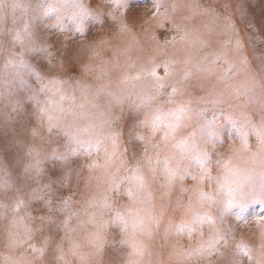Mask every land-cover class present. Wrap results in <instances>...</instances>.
<instances>
[{
  "label": "rangeland",
  "instance_id": "1",
  "mask_svg": "<svg viewBox=\"0 0 264 264\" xmlns=\"http://www.w3.org/2000/svg\"><path fill=\"white\" fill-rule=\"evenodd\" d=\"M79 2L92 14L83 15ZM174 2L125 0V5L118 7L112 0H0V248L13 244L9 235L12 232L27 239L32 245L29 249L32 255L33 248L42 250L34 264H110L115 249L125 253L121 258L124 264H128L129 259L135 260L136 264H145L146 260L155 261L157 258L163 262L168 259L169 253L174 255L175 264H206V261L212 260L224 264L225 254L232 253L237 241L258 244L257 225L250 222L236 229L227 248L221 247L223 256L217 253L189 259L177 252L178 242L190 248L199 239L207 238L213 231L209 225L203 228L202 237L197 233L189 240L186 236L172 233L167 242L161 236L154 249H148L145 237L139 230L134 234L133 228L129 227L124 232L112 222L117 211L128 216L125 206L131 199L125 192L127 181L113 182L114 169L105 163L103 151L97 156L96 148L86 144L87 147L78 149L77 155H61L68 153L70 147L64 131V118L57 108L61 92L65 97L73 93L87 96L93 104L103 105L114 79L135 72L125 70L122 65L134 61L142 32L162 48L171 46L174 32L165 39L159 36L161 31L167 30L168 18H164L162 28L155 23L154 14L159 16L164 7L171 8ZM182 2H198L235 18L247 49L253 54L250 59L255 80H250L245 74L235 75L227 82L218 81L215 77L199 79L209 88L215 84L224 91L223 102L217 108H213L212 104L197 103L193 96L185 93L186 98H192L194 110L207 109L204 119L215 121V134H210L213 130L204 125V119L196 116L185 121L176 130L175 136L168 140L164 139L166 129H163L159 137L160 148L148 154L151 162L145 159L139 164L144 187L138 194L148 198L157 214L162 205H167L166 214H171L172 209L177 208L179 211L173 222L180 221L179 212L186 213L190 200L193 210L201 209L195 196L197 189L215 193L219 180L225 178L222 164L231 160L235 173L227 177V182L235 187L233 181H241L236 191L247 207H233L219 226L235 227L231 217L241 212L249 221L254 217H264V204L252 199L261 192L264 156L251 127L264 123L261 119V114H264V75L259 71L260 50L264 48V0ZM49 6L52 11L43 14L42 10ZM182 10L184 16L191 15L185 8ZM207 19L194 17L186 23L191 29L193 26L199 27ZM81 21L83 31L78 32L75 25ZM90 26L100 28L97 38L88 41L86 33ZM74 38H79L83 46H72ZM211 40L212 47H201L198 42L187 43L189 57L196 62L202 60L215 47L216 37L212 36ZM73 63L79 64L81 72L79 76L69 78L66 71ZM37 73L41 77L39 80ZM158 73L163 75V69H158ZM48 80L63 81V88L60 91L55 88L42 91L41 82L47 83ZM196 80L191 82L195 83ZM235 88H240L242 94L235 95ZM245 91L247 94H243ZM228 96L231 99L225 103ZM62 107H70L66 99ZM170 107L165 105L163 110ZM42 108L48 109V114L42 113ZM228 113L236 118V125L224 120ZM49 116L55 118V127L50 128ZM245 117L250 121L245 129L249 147L242 150L238 128L245 123ZM193 133L194 143L207 149L211 161L212 179L199 185L191 178L199 173L194 159L182 155L174 147L177 140ZM78 158L85 163L72 167L71 161ZM165 158L173 166L189 173L183 183L177 182L170 190L162 187L164 173L155 163L157 159L162 161ZM93 162L96 166L90 167ZM182 188L188 190L181 191ZM203 210L213 215L220 214L219 205L214 203L203 205ZM121 239L142 240L146 247L143 257H129L132 249L122 245ZM101 241L103 247L98 251ZM16 246L19 247V241Z\"/></svg>",
  "mask_w": 264,
  "mask_h": 264
},
{
  "label": "snow or ice",
  "instance_id": "2",
  "mask_svg": "<svg viewBox=\"0 0 264 264\" xmlns=\"http://www.w3.org/2000/svg\"><path fill=\"white\" fill-rule=\"evenodd\" d=\"M118 7L125 5V0H112ZM79 7L83 15L92 14L90 10L84 8L82 2H79ZM174 8H185L191 15L184 17L185 21L192 20L194 17H207V21L202 23L199 27L193 26L191 29L186 23L182 26L183 36L182 39L187 43H199L201 47H212V36L216 37L215 47L210 53H206L202 60L199 62L193 61L191 57H188L184 61V69L179 78L172 82L176 77V62L173 60H167L163 62H150L148 66L141 67L135 72H128L122 74L120 82L123 85H128L133 82H139L142 80H148L151 84L153 93H163L167 102L172 105L166 111L162 109H156L148 120L141 121V124H146L151 127L153 132L166 129L164 132V139L168 140L170 137L175 136L176 130L181 127L185 121L192 119L193 116L204 119L206 108L194 110L192 107L193 101L191 97H185L186 86L194 79H207L209 77H215L218 81L227 82L231 80L235 75L245 74L250 80H255V70L252 67V60L250 57L253 55L249 53L245 40L240 34V29L236 23L235 18L231 15H223L217 12L215 9L205 7L201 3L184 4L182 0H177L173 5ZM43 14L47 15L52 8L46 7L43 10ZM115 19V17H113ZM75 30L78 32L83 31V24L77 23ZM207 37V38H206ZM23 62H21L22 64ZM163 69V75L158 73V69ZM259 71L264 75V48L260 50L259 59ZM37 79H41L40 74L37 73ZM63 81L61 80H48L47 83L41 82V90H51L55 88L60 91L63 88ZM235 95H240L241 89H233ZM243 94H247L245 91ZM181 99H177V98ZM66 97L61 92L60 102L57 105L58 110H62V104ZM153 95L146 94L140 96L137 100L136 107L142 108L145 104L152 102ZM201 101L204 104L218 105L223 102L222 95H210L209 97H202ZM39 103V101H37ZM41 112L48 114V109L42 108ZM245 123L241 124L238 128L241 137V149L247 150L248 134L245 130L250 121L245 117ZM50 128L55 127V118L49 116ZM224 120L226 122L236 125L237 120L231 114L225 115ZM204 125L213 131L210 134H215L214 129L216 123L213 120L204 119ZM255 135L257 136L260 149L264 150V123L259 126L251 125ZM65 135L69 140V152L61 154L62 157L67 154L77 155L78 149L81 147H87L86 143L80 138L77 133L68 132L66 129ZM183 137L176 141L174 147L184 156H191L194 159L196 166L199 168L197 175H192V179L197 181V184H202L205 180H211V167L209 164L210 154L206 148H200L194 143L193 137ZM113 144V149L116 147V137L113 135L110 137ZM137 140L143 141V136L137 135ZM75 145V147H72ZM95 147L99 150L100 143L88 145ZM111 154H109L110 158ZM151 162V160H150ZM156 166L160 167L164 173L165 182L162 185L166 190H170L177 182L183 183L185 177L189 173L181 171L178 166H173L171 162L165 158L164 160H156ZM93 162L90 167H95ZM222 167L225 169V178L219 180L218 188L215 193H209L203 190L197 189L195 196L197 202L201 205L200 210H193L191 200L186 206V213H188L187 219H181L180 221L173 222L168 226L169 231L181 236L187 237L191 240L197 233L203 236V228L205 225L212 226L213 231L207 238L199 239L195 245L190 248L184 247L178 242L177 252L179 255L191 259L192 257L215 255L221 252V247L227 248L228 241L232 238L238 227L246 226L250 222H254L258 228V244L253 245L245 240L237 241L233 246L231 253L230 264H243L247 261L248 264H264V217H254L251 221L246 219L243 213H239L231 219L235 222V227L229 226L227 228L220 227L225 218L229 215L232 208L239 206L241 209H246L247 205L237 195L236 189L240 187L241 181L239 179L233 181L235 187L227 182V177L233 175L235 171L231 167V160L224 161ZM128 187L125 189L126 194L130 199H135L137 194L143 190L144 181L140 172L139 166L131 171V174L126 178ZM124 181H120L123 183ZM119 185L117 184V188ZM188 189L182 188L181 191H187ZM167 194V191L165 192ZM253 200L259 201L260 204H264V181H262L261 192L259 196L252 197ZM218 204L220 207V214L213 215L212 213L203 210L205 204ZM114 225H118L122 231L127 232L129 227L133 228V233L139 230L142 235H150L151 228L149 225L144 224L141 219H134L131 216H125L117 211L112 220ZM157 225L159 220L154 221ZM122 245L131 247L132 251L128 254L129 257H143L146 247L142 240L133 239L131 241L121 239ZM103 242L98 245V251L102 250ZM42 254V250L33 248V255L37 257ZM128 264H136L135 260L129 259Z\"/></svg>",
  "mask_w": 264,
  "mask_h": 264
},
{
  "label": "clouds",
  "instance_id": "3",
  "mask_svg": "<svg viewBox=\"0 0 264 264\" xmlns=\"http://www.w3.org/2000/svg\"><path fill=\"white\" fill-rule=\"evenodd\" d=\"M176 2L177 0L174 4ZM165 17L168 18V28L161 31L159 36L161 39H165L174 32L175 38L170 42L171 46L162 48L142 32L141 41L138 42L136 47L134 61L131 63L125 62L122 65L125 70H137L148 66L150 62L173 60L176 62L177 71L172 82L179 78L185 66L184 61L189 57L187 42L182 39V26L186 24L185 16L180 7H164V11L159 16L154 14L155 23L164 28ZM105 27H108V25H105ZM99 28L100 26H90L88 28L86 33L88 41L97 38ZM112 30L113 27L110 28V31ZM71 45L74 47L83 46L79 38H74ZM80 72L79 64L73 63L67 68L66 74L69 78H75L79 76ZM209 83L211 82L209 81ZM186 93L193 96L197 103H203L201 98L208 97L213 93L224 95V91L219 89L217 85L212 84V87L209 88L199 79L195 83L190 82L186 86ZM204 93H207V95ZM146 94L153 95L152 102L145 104L142 108H137L138 98ZM177 99L181 98L178 97ZM230 99L231 97L228 96L225 103ZM66 101L70 107L67 109L62 107V110H59L61 117L64 118L65 129L68 132L77 133L86 144L100 143L96 155L99 156L103 151L105 163L111 165L114 169L112 172L113 182L126 181L131 171L139 166L142 160L151 159L148 155L151 150L160 148L159 137L163 128L153 132L151 127L141 124V121L148 120L156 109L163 110L165 105L170 104L163 93H153L148 80L133 82L125 86L121 84L120 77L114 79L113 87L103 105L93 104L87 96H78L75 93L66 97ZM213 108H217V105H213ZM261 119L264 120V114H261ZM113 135L116 137L115 150L110 140ZM137 135L143 136L144 140H137ZM260 152L264 156V150L260 149ZM109 154H111L110 158ZM84 163V160L78 158L71 161V166L75 168ZM125 188H127V185H125ZM125 208L129 216L134 219H141L144 224L149 225L151 228L150 235H143L148 249H154L161 236L166 242L168 241L169 236L172 235L168 226L173 223L179 211L177 208H173L171 214H166L167 205H162L161 211L157 214L155 206L150 203L147 197L140 194H137L134 200L131 199ZM179 215L180 219L188 218V213L179 212ZM156 219L159 220L158 225L154 222ZM9 235L13 239V244L4 245L3 248H0V264H34L36 257L29 252L32 245L28 243L27 239H22L17 233L10 232ZM17 241H19V247L16 246ZM24 245H27V247ZM20 248H23V251H20ZM124 255L125 253L121 249H115V255L110 264H124L121 259ZM156 255L158 257L159 253ZM149 256H151V252H149ZM230 261L231 253H226L224 264H230ZM145 264H175V258L172 253H169L166 261L161 262L158 258L155 261L148 259ZM206 264H218V261H206ZM243 264H246V262H243Z\"/></svg>",
  "mask_w": 264,
  "mask_h": 264
}]
</instances>
